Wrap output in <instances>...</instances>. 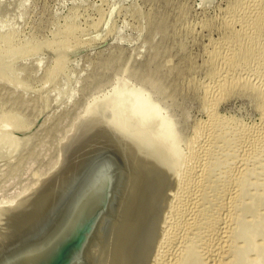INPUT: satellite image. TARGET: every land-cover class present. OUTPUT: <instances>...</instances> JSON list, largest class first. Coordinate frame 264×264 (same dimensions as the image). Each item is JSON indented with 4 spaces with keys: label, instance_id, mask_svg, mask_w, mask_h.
Masks as SVG:
<instances>
[{
    "label": "rangeland",
    "instance_id": "rangeland-1",
    "mask_svg": "<svg viewBox=\"0 0 264 264\" xmlns=\"http://www.w3.org/2000/svg\"><path fill=\"white\" fill-rule=\"evenodd\" d=\"M262 5L0 0V203L36 190L64 149L67 162L93 137L111 138L107 97L142 85L166 107L180 148L150 158L121 132L145 174L131 211L138 229L116 264H264V19L253 13ZM218 220L230 228L214 252Z\"/></svg>",
    "mask_w": 264,
    "mask_h": 264
},
{
    "label": "water",
    "instance_id": "water-1",
    "mask_svg": "<svg viewBox=\"0 0 264 264\" xmlns=\"http://www.w3.org/2000/svg\"><path fill=\"white\" fill-rule=\"evenodd\" d=\"M64 150L61 163L42 180L45 198L29 207L30 214H16L14 233L0 242V264H95L88 250L113 215L121 178L130 169L105 136L93 139L70 162ZM29 196L0 205L1 217L6 220Z\"/></svg>",
    "mask_w": 264,
    "mask_h": 264
},
{
    "label": "bare ground",
    "instance_id": "bare-ground-1",
    "mask_svg": "<svg viewBox=\"0 0 264 264\" xmlns=\"http://www.w3.org/2000/svg\"><path fill=\"white\" fill-rule=\"evenodd\" d=\"M256 4H257V2H256ZM249 7H250V5H249ZM251 9H252V7H251ZM253 13H254V15L257 16L258 20L264 19V6L263 5L261 7L258 6L256 14H255V11ZM251 22L253 23L252 20H251ZM254 22H256V21H254ZM258 23L260 24V22H258ZM253 25H254V23H253ZM250 26H252V25H250ZM255 29L256 28H254V30ZM257 30H258V28H257ZM250 31H253V30H250ZM251 33H253V32H251ZM235 44H233V45H235ZM108 97H107V99L109 101H111L112 106H110L111 107L110 110L106 109L109 107H105L106 111H104V112L107 113V110H109V111H111V113H109L110 115L107 114L108 117L105 116L106 114L104 116L107 119H109L108 124H110V126L108 124H106V125H108L107 128L111 129V127H112L114 130L112 129L111 132H114L115 134H111V138H107V139H109V141L114 143L115 146L118 147V149L121 151L123 161L126 162L124 164L126 166L128 165V168L130 170H128L127 172H124L123 177L121 178V183H120V187L118 190V194L116 196L115 202L112 205L113 215L106 218L105 223H104V229H102V232L100 234V238L88 250V256H89L90 260H92V262L95 264H111V262L109 260L110 252L118 250L121 247L122 242L124 243L125 241L126 242L124 243V245L126 246V249H128L130 246H132V241H131L132 240L131 239L132 231L134 229H138L137 228L138 227V219H139L138 213H135V215L132 216L131 211H133V213H134V211H135L134 208L136 207L135 201H137V200L139 201L140 197L142 198V195L144 194V191H142L143 193H141V194L139 193V187L143 186L142 180L144 178L142 179V174H145V173L144 172L142 173V171H143L141 169L142 167L134 164L133 160L131 159L132 153L131 152L129 153V151H128L129 147L126 148V146L124 144V140L121 137L123 135V133L126 135L131 134L132 137L134 136L136 142L134 141V139H132V140L134 141L135 145L132 142H131V144H133L135 147L137 146V149L139 148V153H141V151H142V150L140 151V148H142L144 146H146V147L148 146L147 148L154 150V152L152 150H150L151 152H153L151 154L149 152V149H148V152L151 154L150 158H152V155L155 154V151L156 152H158V151L164 152L165 151L166 154H169L171 152H176V151L178 152L179 148H180L179 147V145H180L179 144V136H178V133H177V130L175 127V123H174L172 117L168 113L166 107L159 100H157L156 96H154L144 86H142V85L135 86L133 84H126V85L118 86L115 88V90L112 92V94H110V97L109 98ZM109 105H110V102H109ZM97 106L98 105L94 104V106L92 108V106L90 105V107L92 108L91 111L95 110L94 108L97 109ZM87 108H88V106H87ZM102 111H101V114H102ZM99 112H100V110H99ZM88 113L90 114V111ZM86 114H87V112H86ZM86 114H84V115H86ZM89 114L86 116V117H88L87 119H92L91 116L93 115V113L90 116L91 118H89ZM95 114H96V111H95ZM100 115H99V117H100ZM82 117H83V114H82ZM99 117H98V119H99ZM93 118H94V116H93ZM96 118L97 117L95 116L94 119H96ZM103 119L104 118L102 117L101 120L104 122L105 121L107 122V119L106 120L105 119L103 120ZM83 120H85V119H83ZM85 121H87V120H85ZM85 121H82V122H85ZM88 122L91 123L90 120ZM96 122H97V120H96ZM104 122H102V123L104 124ZM102 123L100 121L101 125H102ZM83 124H85V123H83ZM87 124L88 123H86V125ZM89 125L90 124H88V127H89ZM89 129H91V127L88 128V130ZM121 132H123L122 135H120ZM97 137H99V136H95L92 139H95ZM123 137H124V135H123ZM129 137H131V136H129ZM77 138L79 139V137L75 138L76 141H78ZM124 138H127L129 141V138L127 136ZM90 139L88 140V142L92 140V139L91 140ZM74 142H75V140H74ZM128 143H130V142H128ZM85 147H86V145L84 147H83V145L81 147L80 146L76 147L77 152L72 151V154H71V156L68 157L69 160L67 162H70V160H73V157H75L76 154H78ZM129 150L132 151L131 148ZM132 152L133 153L137 152V150L132 151ZM145 152H146V154H148L147 151H145ZM145 152L143 153V156H144ZM177 152L173 153V154L177 155ZM139 153L137 152L135 154H139ZM157 155L159 156L158 153L156 154V156ZM147 156H149V155H147ZM172 156H174V155H172ZM144 157L146 158V156H144ZM148 159H149V157H148ZM142 165H143V163H142ZM143 167H144V165H143ZM146 172L148 173L147 170H146ZM197 175H198V178L200 179L203 174L201 173V174H197ZM203 177H204V175H203ZM47 182L48 181H45L44 183H47ZM143 188L145 189V187H143ZM23 195H25V194H23ZM196 196H198V194ZM43 198H45V186H44V184L41 183V185L36 190H33L30 193V196H29V199L27 200V203L20 205L19 204L20 202H19L18 203L19 205L17 204V207H15V208H19L17 211L15 209L13 211L14 213H10V212L7 213L8 218H6V220L3 217H1L2 215L0 214V242L5 241L8 238L10 239L11 235L14 233V230L16 229L14 223H16L15 222L16 218H19V217H16L17 216L16 214H20V215L22 213L30 214L34 210L30 209L29 207L34 206L36 208L38 205V202L41 201ZM193 198H194L193 202L195 203L198 198H196L195 196ZM11 202L13 203L15 201L11 200ZM12 203H6L5 202V203H0V205L12 204ZM220 215H222V214H220ZM225 217H226V215H225ZM225 217H223V218H225ZM225 223H226V220L225 221L224 220H221V221L218 220L213 227V230L219 229V231L221 232V233L219 232L220 233L219 236H216V235L213 236V234H212L213 238H216L215 240H212V242H213L212 246L213 247L215 246L217 248L216 251H214V252H217L219 250L218 248L222 247V249H223L222 245H223V243H225V242H223V240L224 239L226 240V236H228V228H230V227L227 228V224H225ZM215 232H216V230H215ZM119 243H120V246H119ZM123 247L124 246H122L120 248V250H118V254H117L118 257L115 258L116 260L113 261L112 264H116L120 260V258H122V255L125 252V247L124 248ZM221 251H220V253H221Z\"/></svg>",
    "mask_w": 264,
    "mask_h": 264
}]
</instances>
